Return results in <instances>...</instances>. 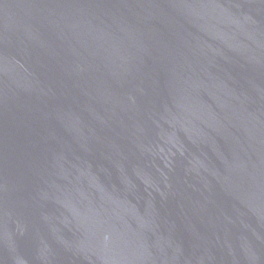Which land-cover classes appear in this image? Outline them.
<instances>
[{"label": "water", "instance_id": "1", "mask_svg": "<svg viewBox=\"0 0 264 264\" xmlns=\"http://www.w3.org/2000/svg\"><path fill=\"white\" fill-rule=\"evenodd\" d=\"M0 264H264V0H0Z\"/></svg>", "mask_w": 264, "mask_h": 264}]
</instances>
